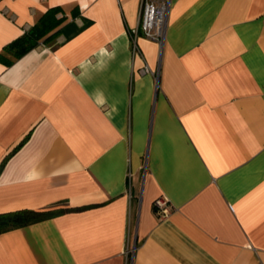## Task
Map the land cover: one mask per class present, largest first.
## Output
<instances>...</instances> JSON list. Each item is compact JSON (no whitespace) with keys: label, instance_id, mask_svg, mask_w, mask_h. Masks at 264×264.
I'll return each instance as SVG.
<instances>
[{"label":"crops","instance_id":"crops-1","mask_svg":"<svg viewBox=\"0 0 264 264\" xmlns=\"http://www.w3.org/2000/svg\"><path fill=\"white\" fill-rule=\"evenodd\" d=\"M140 11L0 0V213L53 212L0 264H264V0H172L162 46Z\"/></svg>","mask_w":264,"mask_h":264},{"label":"trees","instance_id":"trees-1","mask_svg":"<svg viewBox=\"0 0 264 264\" xmlns=\"http://www.w3.org/2000/svg\"><path fill=\"white\" fill-rule=\"evenodd\" d=\"M59 10V7L48 9L31 28L9 45L16 57L34 48L40 41L49 42L54 39L58 32L57 28L62 22V18L57 17ZM51 214H53L52 210L30 209L2 212L0 213V233L10 228L42 220Z\"/></svg>","mask_w":264,"mask_h":264},{"label":"built area","instance_id":"built-area-1","mask_svg":"<svg viewBox=\"0 0 264 264\" xmlns=\"http://www.w3.org/2000/svg\"><path fill=\"white\" fill-rule=\"evenodd\" d=\"M171 3L172 0H141L139 27L147 38L155 40L160 46L164 42ZM143 71L156 74L148 66H144ZM154 208L160 217L167 216L171 211L163 197L155 199Z\"/></svg>","mask_w":264,"mask_h":264}]
</instances>
